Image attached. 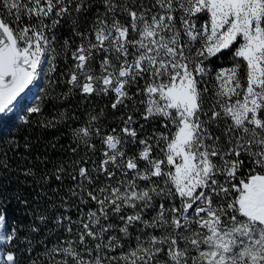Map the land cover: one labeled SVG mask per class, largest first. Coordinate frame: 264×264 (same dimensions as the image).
Returning a JSON list of instances; mask_svg holds the SVG:
<instances>
[{
	"label": "snow or ice",
	"instance_id": "obj_1",
	"mask_svg": "<svg viewBox=\"0 0 264 264\" xmlns=\"http://www.w3.org/2000/svg\"><path fill=\"white\" fill-rule=\"evenodd\" d=\"M103 4L105 11L96 14L90 31L76 33L82 43L72 53L75 70L68 83L89 96L113 92V109L131 99L127 87L136 84L137 95L146 97L139 101L145 105L143 119L162 117L169 132L155 136L159 157L152 155L151 138L139 140L143 147L138 157H126L117 147L118 137L105 138L111 152L104 153L101 171L111 179L115 175L108 168L111 164L124 170L125 177L129 172L135 175L120 181L119 187L107 185L87 193L98 207L75 223L82 228L77 233L79 244L89 256L93 249L85 238L99 241L96 255L86 260L69 240L66 247L52 249L65 257L57 264H69V259L74 264H154L165 248V264H264V0H154L150 7L143 0L138 7L136 0L134 7L127 0L123 4L103 0ZM71 5L72 0H0V7L7 10L0 14V113L33 84L45 63L54 60L55 49L46 32L71 14ZM82 10L85 0H78L74 11ZM118 11L130 18L127 24L121 23ZM24 17L35 23H23ZM233 45L232 66L216 72L211 116L202 120L201 115H208L202 99L208 89L199 87V78L206 74L204 62ZM98 57L99 74L94 63ZM51 70L55 71L54 64ZM30 112L39 113L40 108ZM218 119L231 122L225 129L227 150L209 130ZM132 122L129 115L122 131L135 140L137 132L127 126ZM78 135L92 147L88 127L79 129ZM139 161L145 162L143 169ZM79 175L87 178V169L81 167ZM153 177L162 179L164 186ZM137 180L148 181L150 187L139 188ZM221 194L226 203L213 204V195ZM160 195L178 197L180 205L161 204L153 221H144L141 213ZM124 208L133 209L120 217L124 222L120 231L126 235L135 222L171 231L138 239L135 248L118 257L102 256V248L114 252L115 247L114 237L104 242L112 225L101 224V219H108L109 209L119 214ZM5 220L0 212V229ZM15 238V230L0 235V241L10 246L4 257L7 264H18L10 250Z\"/></svg>",
	"mask_w": 264,
	"mask_h": 264
},
{
	"label": "trees",
	"instance_id": "obj_2",
	"mask_svg": "<svg viewBox=\"0 0 264 264\" xmlns=\"http://www.w3.org/2000/svg\"><path fill=\"white\" fill-rule=\"evenodd\" d=\"M76 2L78 0H72L71 7L73 10L71 14L66 15L61 20L60 24L56 26V32L49 34L52 39V47L55 49V58L51 60L52 65L55 66V71H52L51 75L46 77L48 81L44 83L45 88L43 87L44 93L41 96L42 103L40 105L45 109V111L43 110L45 113L41 116H37V113H35V119H29L28 122H16L14 129L10 132V141L9 138H6V129L0 126V212L6 217L8 232L15 230L16 238L11 241L12 247L10 250L18 258V264H57V261H61L65 257L62 254L53 252L52 249L58 246L66 247L67 245L64 242L70 239L75 242L73 246L78 250L79 238L71 236L72 233L68 231L71 222L68 223V219H64L65 217L70 218L71 221L74 219L72 214L69 213V204L66 202L72 201V205L79 206L80 211L84 208L88 210L87 207L96 210L98 207L94 205L95 203L91 201L87 193L96 190L94 186L96 181L106 179L107 175L101 171L100 165L105 159L104 153L111 151L107 150L104 143L105 138L108 136L107 132L99 135L98 145L96 146L89 143L92 147H88L78 140V130L81 129L80 126L85 121V119L84 121L81 120V115L84 114L83 116L87 117V120L96 117L93 121L104 120L109 122L113 119L118 120L117 128L119 135H121L119 138L121 140L120 149L124 152L131 150V156L134 157H138V153L143 147L139 144V140L149 138H151L149 142L153 144V156L159 157L160 152L159 148L156 147L155 136L158 133L167 134L160 123H155L152 118L143 119L144 104L139 103L141 99L123 101L115 109L109 108L107 105L97 113L89 111L85 107L84 113L79 112L82 103L83 105L88 103L91 96L82 94L79 89H73V85L68 83L70 73L75 70L72 53L82 43V38L76 33L90 31L96 14L98 12L103 13L105 8L103 0H85V10L77 13L74 11ZM115 2L123 4L125 0H115ZM127 3L129 7H134L132 0H127ZM139 4L136 3L135 6L138 7ZM116 15L121 23L127 24L130 20L126 14H121L119 11ZM65 41H67V44H65ZM234 48L235 45L228 51L221 53L219 57L228 58ZM94 63L99 66V59ZM132 97H135V95ZM129 115L133 117V122L127 126L137 132L135 140L122 131L126 126L125 121ZM3 119V116H1L0 122ZM85 122L87 123V121ZM19 140H22L23 144H19ZM75 143L79 144V151L69 152L68 148H73ZM81 150H86L88 153L84 155ZM93 151H95L94 155ZM78 163H80V168L87 169V178L75 173ZM108 168L113 172L115 167L109 164ZM26 170L34 173L35 182H29L26 175H23L22 171L26 172ZM119 171L124 170L120 169ZM69 172L73 174L72 179ZM129 175H133V172H129ZM57 176L60 179H57ZM67 178L70 180L68 186L74 185L77 181L80 183L81 179H85L87 184L90 181L87 192L82 194L80 198L70 195L68 191L70 187L66 186ZM152 179L154 181L157 178L153 177ZM33 183L34 185L31 186ZM136 183L140 188L142 182L137 180ZM3 186L8 191L3 190ZM28 189H34L35 203H39L35 210H22L19 208L20 205L29 203V201H26L27 199L21 198ZM155 198L158 197H154L152 206L144 209L141 213L143 220L146 222L153 221L152 217L159 212L161 204L167 208L162 199L157 200ZM52 200H54L52 203H48ZM174 200L175 205L179 206L180 199L174 197ZM137 210H139V205ZM108 211V219H101V224L112 225V227L104 233L103 240L107 243L110 237H114L112 244L115 251L110 252L107 248H102V256L118 257L122 252L135 248L138 239L140 241L147 240L150 235L160 236L166 232V229L145 227L144 223L135 222L129 226L126 235L120 231L124 223L119 219V215L112 213L111 209ZM147 212H149L148 216L146 215ZM132 213L130 212V214ZM29 220L32 225L29 226L28 224L25 227ZM98 242L89 237L85 238L87 247L93 249L92 256H89L83 250V256L86 260L92 259L96 255L95 245ZM79 246L84 249V245ZM9 247L8 244L6 248L9 249ZM167 259L165 248V252L155 258L154 264H156V261L159 264H164ZM69 264H74V262L69 259ZM105 264H108V262L105 261Z\"/></svg>",
	"mask_w": 264,
	"mask_h": 264
},
{
	"label": "rangeland",
	"instance_id": "obj_3",
	"mask_svg": "<svg viewBox=\"0 0 264 264\" xmlns=\"http://www.w3.org/2000/svg\"><path fill=\"white\" fill-rule=\"evenodd\" d=\"M66 2H67V0H66ZM153 2H154V0H143V4L146 7H150ZM136 3H141V0H136ZM6 13H7V10L2 8V7H0V14L6 15ZM23 23H35V20L33 19L32 21H29L27 17H24L23 18ZM46 23L50 24L51 20L46 21ZM177 27H179V21L178 20H177ZM56 28L57 27L52 28L50 31H47L46 34L49 36V34L56 32V30H57ZM181 31H182V29H181ZM184 39H186V38H184ZM235 48H236V45H235ZM228 50H225V51H228ZM130 51H131V49H130ZM225 51H223V52H225ZM223 52H221V53H223ZM220 54H218V56H216V57H212L209 60H205L204 64L206 66V74L203 77L199 78V79H201V83H200L199 87L201 89H203V88H207L208 89V91L206 93H204L203 97H202V99H203V110L205 112H207L208 115L207 116L201 115V119L202 120H207L208 117L211 116L210 109L212 108V106H213V104L215 102L214 93H215V89H216V86H217L216 85V80H215L216 72L219 71L221 68H227V67H231L232 66V54L228 58H222L221 56L219 57ZM102 55L103 54H101V56ZM97 59H99V57ZM51 65H52V61H51V64L45 63L42 66L40 74L38 75L37 79L33 82V84L30 85L19 97H17L16 101L13 102V105L10 106V108L8 110H6L4 113H0V117L3 116V118H4L0 122V126H3L6 129V132H7L6 133V136H7L6 138H9V141L11 140L10 132L12 131V129H14V125H16V122L22 123L24 121L28 122L29 119L30 120L31 119L32 120L35 119V113H31L30 112V109L32 107H37L38 106L40 108V112L37 113V116H39V115L41 116V114L45 113V112H43V110L45 111V109H43V106H41L40 103H42L41 96L44 93V91H43L44 83L45 82L47 83V81H48V80H46V77L50 76L51 72H52ZM95 67H96V73L99 74V66L95 65ZM243 71H244V69L241 68V74L242 75H243ZM145 79H147V77H145ZM139 86L141 88L144 86V81L143 80L139 81ZM67 87L69 88L70 86H67ZM72 87H73V89H79L80 90V88H77V87H74V86H72ZM127 91H128L129 96L131 97L132 100L133 99H141V100H145L146 99V97L143 94L137 95V85L136 84L128 86L127 87ZM134 95H135V97H132ZM90 96H91V98L89 99L88 103H86L84 105L82 103V107L79 110L80 113L81 112L84 113V111H85L84 107L86 109H88L89 111H95V113L101 111L103 109V107L107 106V105L109 106V108H112V104L116 100V95L113 92H111V91H109L108 94H103V93L96 94V93H93ZM128 100H130V99H125L124 101H128ZM144 111H145V105H144ZM83 115H81L82 116L81 120L84 121V119H85V121H87V123L85 121L82 122V125L80 127L81 128L88 127L90 129L91 136H90V138H88V142L89 143H91V144H93L95 146L98 145L99 135L104 133V132H107V135H113V136H116V137L120 138L121 135H119L118 128H117V125L119 124L118 120L113 119V120H111L109 122H106L104 120L93 121V120H87V117L85 118ZM149 118H152L153 120H155L154 121L155 123H160L161 126H162V124L164 122L163 118L159 117V116H152V117H149ZM229 123H231V122L230 121H225L223 119H218L217 121H214V122H212L209 125V130L212 132V134L214 136H219L220 137V145L224 148V150H227V148L229 147V145L227 143V137L225 135V129L227 128ZM165 130H166V132L168 134L169 129H165ZM77 137H78V140H80L82 143H84V139L85 138H83L82 136H80L78 134H77ZM209 143H211V141H209ZM19 144H23V141L19 140ZM78 146H79V144L75 143V146L73 148H71V147L68 148L69 152H74L75 153L76 151H79ZM117 147H118V149H120L121 148L120 144ZM106 148H107V150H110V149H108L107 145H106ZM4 150H5V148H4ZM81 151H80V153H81ZM94 152L95 151H93V155H94ZM82 153L85 155L88 152L86 150H84V151H82ZM125 154H126V157L127 156L128 157L129 156L130 157H134L133 155L131 156V150H126ZM232 158L233 157H229V159H232ZM214 159L218 160V158H214ZM241 159H243L245 161V166L250 167V165L248 164V157L247 156L242 154ZM139 165H140V168L143 169L145 167V162L141 161V162H139ZM79 169H80V163H78L76 165L75 173H79ZM120 169L121 168H116V167L114 168L113 172L115 173V175L111 179H109L106 176V179H102V180L96 181L95 185L93 184L95 186V189H98L100 187H104V186H107V185H112L113 187H119L120 186V181L127 180L130 177L134 176V173H133V175L130 176L128 174V177H125L123 175V171H119ZM243 170L244 169H242V171ZM22 172H23V175H26V177L29 180V182H35V180H34L35 179V175H33L34 173H31L28 170H26V172L25 171H22ZM69 173L71 174V179H72V175L73 174H72V172H69ZM107 179H109V180H107ZM218 179H220L221 182H223L224 178L223 177H218ZM69 181L70 180L67 178V180H66L67 185L66 186L68 188L70 187V190H68L69 194L73 195V196H75L77 198H80L82 196V194L86 193L87 192L86 191L87 187H89V185H90V181H88V184H87V181L85 179H81L80 183L77 181V182L74 183V185L68 186V185H70ZM154 181L159 183L161 187L164 186L162 179H156ZM141 182H142V185L140 187L141 189L145 188V187H150V184H149L148 181H141ZM33 185H34V183L31 186H33ZM91 186H92V184H91ZM2 189L3 190L5 189V190L8 191V189L4 188V186L2 187ZM122 190H124V189H122ZM5 193H6V191H5ZM73 193H75V194H73ZM23 194L24 195L21 198L24 199V200L27 199L26 201H29V203L25 204V205H20L19 208L22 209V210H25V209L35 210V208L38 207L39 203H35V191H34V189H28V191L24 192ZM154 197H158V198H155L157 200L162 199V201H164L166 203V207L167 208L169 206L175 204L174 197H169V196H165V195L154 196ZM159 197H161V198H159ZM53 201L54 200L48 201V203H52ZM66 203L69 204V210H70L69 213L72 214V218H74L73 220H75V221H73V220L71 221V219H68V221H67L68 223L71 222L70 226H68V227L72 228V231H71L72 235L71 236L72 237H78L77 233H79L82 230V228L80 227V225L78 223H75V222L80 219L81 215L86 213L91 208L87 207L88 210H86L84 208L83 210L80 211V209L78 208L79 206L72 205V201H68ZM223 203H226V201H225V199L223 197V194H221L220 196L213 195V204H223ZM94 205H96V204H94ZM194 207H195V205H194ZM153 210H154V208H153ZM156 211H154V212H156ZM130 212H133V209L124 208L118 215H119V217H122L124 215H129ZM190 212H191V210H190ZM148 213L149 212H147V214H146L147 216H148ZM157 214L158 213H156L154 215V217H156ZM166 215H167V213H166ZM154 217H152V218H154ZM28 224H29V226H31L32 222L29 220V222L27 224H25V227ZM167 230H169V229H166V231ZM170 231H171V229L168 232H170ZM7 233H8L7 221L5 220L4 229H0V235H5ZM71 236H70V238H71ZM70 240H72V239H70ZM142 241H145V240L143 239ZM7 245H8L7 242L0 241V264H7L6 260L4 259V257L7 255V250H9V249L6 248ZM79 245L80 244L78 243L77 244V247H78L77 251L82 252V255H83V249Z\"/></svg>",
	"mask_w": 264,
	"mask_h": 264
},
{
	"label": "bare ground",
	"instance_id": "obj_4",
	"mask_svg": "<svg viewBox=\"0 0 264 264\" xmlns=\"http://www.w3.org/2000/svg\"><path fill=\"white\" fill-rule=\"evenodd\" d=\"M26 90V89H25Z\"/></svg>",
	"mask_w": 264,
	"mask_h": 264
}]
</instances>
